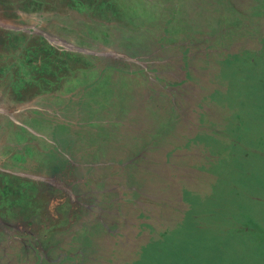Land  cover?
<instances>
[{"label":"trees","instance_id":"trees-1","mask_svg":"<svg viewBox=\"0 0 264 264\" xmlns=\"http://www.w3.org/2000/svg\"><path fill=\"white\" fill-rule=\"evenodd\" d=\"M117 1L119 0H77L72 4V6L85 8L86 10L83 12L86 14L90 8L98 7L101 8L103 13L107 12L108 16H113L112 19L107 18L106 21L110 27L114 25L112 28L116 31V34L118 33L117 35L113 34L108 37L107 34L110 31L104 26L106 21L99 22L91 17V19H87L88 22L96 26L100 25L101 28L99 26L91 27L88 25L86 28L81 26V28H85L86 33L74 31L76 33L73 34L71 31L67 35L55 36L61 44H64V53L53 51L44 54L37 53V55L29 57L32 58V62H35L37 68H44L45 72L34 77L30 70H27L25 64H21L25 67L18 68V77L15 78L16 88L13 87V90L19 95V98L16 97V99L25 101V99L36 98L48 93L50 95L48 101L53 105H46L43 114L32 109H25V107L22 112H5V109L0 111V210L3 209L6 212H10L12 209L15 210L12 212L13 214L9 213L12 215L3 214L0 216V242H4L5 247H10L11 254L10 258H5L2 248H0V264H12L10 262L11 258L19 253H26L23 251H26L27 246L36 244L40 238L45 240L44 243L49 244L57 241L54 246L59 249L58 245L65 240L64 237H66L68 230L63 227L64 221L68 218L70 221L80 219L81 214L75 218L76 214L71 211L74 209L72 208L73 204L66 198L65 188L68 184L66 172L58 166L53 173L47 174L42 167L45 163H51L48 161L51 160L50 158L57 157V151L64 150V153H66L63 156L64 160L69 159L68 152L70 156L80 149L85 152L79 155L84 161L82 169L87 172L91 170L92 175H86L84 182L88 184L82 183V185L85 184L83 185L85 193L76 194L75 196L80 195L87 205L92 200L91 194L103 192L109 195L114 194L108 199L109 206L115 202L113 200L115 197L126 200L136 197L138 201L143 200L144 197L146 200L151 199L148 203L150 215L145 218L135 217L138 224L132 225L138 231L135 233L134 238L143 237L144 230H150L155 237L157 235L162 237V233L167 232V226L171 230L174 223L183 221L187 210L189 214L193 212L192 203L189 204V192L181 191L183 193L178 192L169 195L165 193L166 191H175L181 185L182 190H191L188 184L196 189L199 187L197 191L203 185L209 189H214L217 184L215 182L219 178V174H216L214 167L229 162L232 164L231 166H235L233 165L236 162L235 157L240 155V158H242L249 151L243 150L246 142L240 137L241 132L244 130L238 120L243 118L238 116L237 113L235 115L233 113L232 117L235 118V125L234 128L231 127L229 132L230 129L227 125H225V129L223 128L226 118H220L219 116L216 118L215 114L210 112L208 106L202 105L206 103V97H201L203 98L201 104L192 105L191 112H188L185 118L183 117V122L178 123L184 128L191 118L194 122V132L183 134L182 130L179 129L176 133H172L174 135L172 137H169V133L163 134L162 131L166 129L162 130L153 119L147 120L143 116L142 119H138V122L132 120L135 108H131L129 105L130 102H133L132 97L136 99L134 96H137L138 99H188V95L193 93L200 100L199 97L205 94L204 91L207 88H202V85L198 82V71H201V67L208 68L207 63L215 53L220 58L225 56L224 59L230 56H235V58L254 56L260 59L261 55L264 56V43L262 42L264 40V0H143L148 5L153 4L155 8L145 9V13L143 11H131V14H126L122 6L116 4ZM221 4L225 7H228L229 4L234 6L240 14L229 12L223 18L228 26L237 29L230 35L236 37L229 38L230 27L225 30L226 24L221 23V26H218L219 23L214 21L221 16ZM148 22L151 24H147ZM126 23L128 24L126 27L121 26V24L125 25ZM72 28L75 30L74 27ZM122 31L126 35L121 34ZM115 36H117V41L119 39L123 48L129 49L131 52L134 50L132 57H129L132 60L128 61V58L121 59V66L113 64L109 59L110 55L113 54L110 51L115 47L114 43L116 42L111 39ZM76 37L81 38V41ZM100 41L104 44L102 42L100 44ZM95 42H98L97 46ZM108 42L111 47L105 44ZM25 44L23 42L21 46L23 47ZM64 62H70V64L65 66ZM129 66L131 67L129 68ZM94 67L99 68L100 73L106 72L104 79H107L108 86L111 85L114 89L113 97H110L112 100L99 108V112L111 111V113L104 116L94 114L90 117V124L85 125L84 121L80 124V119L73 111L74 108L80 111L82 103L77 106L72 101L79 99L88 85L79 87L75 91H60L57 87L81 68L88 72L91 79L90 75ZM191 67H194L197 71H192ZM10 68H13V66ZM70 69L74 71L70 72ZM116 72L119 74H116ZM206 74L208 75V73ZM10 75L13 81V74ZM130 75L136 76L139 85L136 87L129 86L128 109L124 107L122 111H118L115 106L118 96L116 93L118 91L117 87L122 79ZM97 77L95 72L91 83ZM50 79L52 82L49 84ZM2 80L6 81L4 77ZM152 82L159 83V87L155 88L154 85L150 84ZM5 83L9 85L6 87L7 91H10L12 82L10 83L7 79ZM32 83L34 86H31ZM189 88H192L191 91L188 90ZM124 89L127 88L122 87V93H124ZM194 89H196V92ZM132 91L134 93L131 95ZM7 93L11 94L10 92ZM52 95L57 97L58 95L64 97L68 95L69 97L53 99ZM59 102L70 105L63 106L62 109V107L56 106ZM7 103L11 105L9 101ZM61 109L62 111H60ZM24 110L26 111L24 112ZM113 110H115L114 114H112ZM120 113L121 115H119ZM170 117L173 118V122L177 123L175 118L178 116L176 113L171 114ZM74 118L77 119V122L74 121ZM214 119L218 120L216 127L212 123ZM167 122L169 123V119ZM50 123H52L51 132L47 128ZM59 128H63L64 133L62 130H58ZM91 128L95 129L96 134L93 135L95 140L93 138L92 146H89L85 142V135L88 134L87 130ZM157 130H162L161 133L164 137ZM184 130L188 131L187 129ZM222 131L224 135L220 134ZM47 133H50V139L47 138ZM218 133L225 140L220 148L216 146L218 140L215 135H218ZM116 134H118L120 142L115 139ZM53 135L56 138H53ZM197 137L203 138L205 142H212L209 145L213 144V146H205ZM187 139L188 141H186ZM70 141L73 144L69 143ZM164 141L168 144L164 145ZM191 141L193 143L197 142V145L192 146ZM38 142L49 148L46 160L37 159L39 153H41L37 147ZM261 142H264V138H261ZM217 148L219 149L217 150ZM117 150L121 152H117ZM252 151L259 153L262 150L252 149ZM64 160L59 162L64 163ZM145 160L147 163L140 165V163L146 162ZM54 161L58 162L54 159L52 163ZM94 163L97 170L92 169ZM3 169L10 171L11 176L18 173L19 175L13 178H18L20 181L26 179V182L33 183L36 189L44 187L45 192L33 193L32 197L28 196L27 200L23 196L25 202L28 201L29 205H18L20 199L18 195L12 198L14 203L9 199L12 202L10 203L8 199H4L1 195V180L4 178L1 171ZM133 176L135 178L131 179ZM149 176L156 179L153 181L141 180ZM180 180L181 183H178L177 181ZM196 180H198L199 186ZM141 181H147V185H150L152 196L134 194L133 190L137 191L142 188L139 183ZM43 182H46V185L39 186V183ZM189 182H195L196 184H190ZM16 183L18 182L16 181ZM91 185L95 186L96 189H91ZM24 188L33 189L28 186H24ZM8 189L12 190L13 188L9 187ZM61 192L65 195H62ZM186 193L189 194L186 195ZM204 193V196L197 193H195V196L210 198V200L215 198L212 196V191ZM198 201L201 200L198 199ZM34 205L37 209L32 212L30 209L34 208ZM63 206L65 208L61 210L64 214L59 210ZM197 208L199 209H195L194 212L200 211L202 213L206 209L201 204ZM26 209H29V212L26 213ZM79 209L81 207L77 208V210ZM86 209L85 207L84 210ZM92 214L94 217L96 216V214ZM83 219L79 222L82 232L74 231V233L81 234L77 240H84L90 236L94 237L98 230H102L99 225ZM53 224L59 226L53 227ZM158 227L162 229L159 234ZM51 236L54 237L50 238ZM154 240L163 241L161 239ZM60 249L69 252L67 248L62 247ZM54 263L53 260L49 262V264ZM56 264L63 263L58 262Z\"/></svg>","mask_w":264,"mask_h":264},{"label":"rangeland","instance_id":"rangeland-1","mask_svg":"<svg viewBox=\"0 0 264 264\" xmlns=\"http://www.w3.org/2000/svg\"><path fill=\"white\" fill-rule=\"evenodd\" d=\"M76 1L77 0H0V111L5 109V112H22L25 107V109H32L43 114L46 105H53L48 101L50 100V95L48 93H44V95L37 96L36 98L25 99V101L16 99V97L19 98V95L13 90V87L16 88L15 78L18 77V68L27 66L26 68L30 70L32 76H38L46 70L40 67L37 68L35 62H32V58L29 57L35 56L37 53L44 54L53 51L64 53V44H61L55 36L67 35V33L71 31L73 34L76 32L86 33V26H96L88 22L87 19H91V17L99 22L106 21L108 20L107 18L112 19L113 17L108 16L109 14L107 12V14L103 13L101 8L98 7L90 8L87 15L83 12L86 10L85 8L72 6ZM132 1L119 0L116 4L118 3L122 6L126 14H131L133 11H143L145 13V9L155 8L153 4L148 5V3L146 4L143 0V2L140 0ZM221 5V16L217 18L218 20L214 21L219 23L218 26H221V23L226 24L227 27L225 30H228L230 26H228L223 19L224 16L228 15L229 12L240 14L236 8L230 4L228 7L223 6V4ZM117 21L119 20L117 19ZM147 24L151 23L148 22ZM127 25V23L125 25L121 24L122 27H126ZM81 26L85 28H81ZM97 26L101 28L100 25ZM104 26L111 32H108V37H111L113 34H118H116V31L112 28L114 25L110 27L106 21ZM72 27H74L75 30H73ZM74 31L76 32L74 33ZM234 31H237V29L235 27H230L229 38L236 37L230 36ZM121 34L126 35L123 31ZM78 40L81 41V38ZM111 40L116 42L114 43L115 47L110 51L113 53L110 55V62L117 66H121V59L124 60V58H128V61L132 60V58L129 57H132L134 50L131 52L129 49L123 48L119 39L117 41V36L112 37ZM62 41L64 42V40ZM97 41L99 42V40ZM23 42L26 44L22 47L21 44ZM98 42H95L96 46ZM101 42L102 41H100V44ZM262 42L264 43V40H262ZM102 44H104V42H102ZM105 44L111 47L109 42ZM217 56V53L213 55L211 60L207 63L208 68L201 67V71H198V82L202 85V88H207L204 91L205 94L200 96L199 99L201 97H206V103L202 105L208 106L210 112L214 113L216 118H218V116L220 118H226L223 128L225 129V125H227L230 129L229 132L231 131V127L234 128L235 125V118L232 117V114L234 113L235 115V113H237L238 116L243 118L238 120V122L242 124L244 130L241 132L240 137L246 142L243 150L249 151L245 153V156H242V158H240V155H238L239 157H235L234 160L236 162L233 163L235 166H231L232 164L229 162L214 167L216 174H219L214 189H209L207 186L204 187L203 185L201 189L197 191L199 184L198 180H196L198 185L197 189L188 184L192 191L182 190L183 187L181 185L177 187L175 191L165 192L169 195L181 191L189 192V204L192 203L193 212L189 214L187 210L185 217H183V221L174 223L171 230L167 226V232H163L162 237L160 235L155 237L150 230H144L143 237L134 238L135 233L138 231L134 229V225H132L138 224V222L135 221V217L141 216L145 218L147 215H150V212H148V203L151 199L146 200L144 197L143 200L138 201L136 197L127 200L115 197V199L113 198L115 202L109 206L108 199L114 194L109 195L103 192L91 194L92 200L87 205L80 196L83 192L85 193L83 189V185L85 184L82 185V183L86 180V175H92L91 170L87 172L82 169V163L84 161L79 155L85 152H82L80 149L76 151L77 153L71 154V156L68 152L67 156L69 159L64 160L63 156L66 154L64 150L57 151V157L54 156L55 158H50L51 160L48 161L52 163L55 159L58 160V162L54 161L52 164L45 163L42 167L47 174L53 173L58 166L66 172V180L68 181L65 188L66 198L73 204L72 208L74 209L71 211L76 214L75 218L81 214L79 217L80 219H78V221L75 219L70 221L68 218L64 221L63 227H66L68 230L66 237H64L65 240L58 245L59 249L54 246V243L57 241L51 243L52 246L47 242L44 243L45 240L40 238L36 244H29L27 246L26 251H23L26 253H19L11 258L10 262H12V264H49L51 260L55 262L54 264L58 262L63 264H264V142H261V138H264V56L261 55L260 59L254 56H249L248 58L246 56L241 58L236 57L238 61L235 56L226 57L225 59V56L221 58ZM64 63L65 66L70 64V62ZM21 64H25V66ZM11 66H13V68H10ZM130 67L131 66H129V68ZM195 68L191 67V70L197 71ZM73 71V69H70V72ZM100 71L99 68L94 67L90 79L88 72H85V70L81 68L78 72L62 81L57 87L60 91H75L79 87L88 85L80 95V98L72 101V103L77 106L82 103L80 111L77 108L73 109L74 114L80 119V124L84 121L85 125H89L91 120L90 117L94 114H98L97 116H104L105 114L108 115L111 113V111L99 112V108L102 107L103 104L112 100L110 97L112 98L114 93L112 86H108L107 79H104L106 72L100 73ZM95 72L98 77L91 83ZM11 73L14 77L13 81L10 75ZM206 73H208V75ZM116 74L119 73L116 72ZM3 77L6 81L8 79L10 83L12 82L10 91H7L6 87L9 85L5 83L6 81L4 82L2 80ZM135 77V75H130L122 79L120 85L117 87L118 91L116 93L118 96L115 106L118 108V111H122L124 107L128 109L129 86L136 87L139 85ZM51 82L52 80L50 79L49 84ZM150 84L154 85L155 88L159 87V83L152 82ZM31 86H34V84L32 83ZM122 87L127 88L124 89V93H122ZM191 89L192 88H189L188 90L191 91ZM194 90L196 92V89ZM132 93H134V91L131 92V95ZM52 97L53 99H62L64 96L58 95L57 97L52 95ZM65 97L68 98L69 96L65 95ZM134 97H136V99L132 97L133 102H130L129 106L135 108L132 116V120L135 122H138V119H142L143 116L147 120L153 119L162 130L166 129L165 131L157 130V132L159 134L169 133V137L174 136L172 133H176L179 129L182 130L183 134L194 132V122L191 118L184 128L178 123L183 122L185 115L191 112L190 110L193 109V106L201 104L203 98L198 100L197 96L193 93L188 95V99H138L137 96ZM8 101L11 105L7 103ZM61 104L62 102H59L56 106L62 107L63 109V106L66 107L70 105H67V103ZM62 109L60 111H62ZM25 111L26 110H24V112ZM114 112L115 110H113L112 114H114ZM82 113H84L83 117ZM173 113H176L178 116L175 118L177 123L173 122V118L170 117ZM119 115H121V113ZM168 119L169 123L167 122ZM216 120L217 119H214L212 122L214 127L217 126L218 120ZM74 121L77 122V119L74 118ZM221 122L223 121L221 120ZM47 128L48 131L51 132L52 123L47 125ZM58 130H62L64 133L63 128H59ZM87 131L88 134L85 135V142L89 146H92L93 135L96 134V131L93 128ZM49 134L50 133L46 134L48 139L51 138ZM220 134L224 135V132L222 131ZM220 134L218 133V135H215L218 140L216 146H219V148L222 147V143L225 141L219 136ZM52 137L56 138L55 135ZM114 137L119 141L118 134ZM193 139L195 140V138ZM197 139L202 141L205 146L212 143L205 142L201 137H197ZM71 141L69 143H72ZM186 141H188V139ZM197 142H192V146H194V144L197 145ZM166 144H168V142L164 141V145ZM209 146H213V144ZM37 147L41 152L37 159H41L42 161L46 160L49 154L47 153L49 149L48 146L38 142ZM219 148H217V150ZM252 149L262 150L263 152L257 153L252 151ZM117 152L121 151L117 150ZM78 156L79 160L77 159ZM63 160L64 163L59 162ZM145 163H147V161L140 163V165ZM148 164L154 165L152 163ZM92 169L97 170L95 163ZM10 174L11 172L5 169L1 171V175L4 176L1 180V195L4 199H11L14 203L12 198L18 195L20 197L18 205H27L28 201L25 202V198L27 200L29 198L28 196L32 197L33 193L45 192L44 187H42L43 189H36L33 183H27L26 179H21L20 181L18 178H13L19 175L18 173H14L16 174L14 176ZM134 178V176L131 177V179ZM147 179L153 181L156 178L149 176L141 180ZM166 179L169 180L168 178ZM16 181L18 183H16ZM177 182L181 183V180ZM139 183L142 188L137 191L133 190L134 194L139 193L152 196V190L149 188L150 185H147V181H141ZM189 183L196 184L195 182ZM39 184V186H45L46 182ZM185 184L187 185V183ZM24 186L32 187L33 189H25ZM9 187L13 189L9 190ZM210 187L212 188L213 186ZM78 188L81 190L79 191ZM90 188L93 190L96 189V187L92 185ZM211 191L213 192L212 196L215 197L213 200L211 199L212 201L210 198L195 196V193L204 196V192ZM189 193H186V195ZM61 194L65 195V193L62 192ZM76 194L80 195L76 197ZM23 196H25V198H23ZM198 199L201 201H198ZM11 200H9L10 203H12ZM113 200L111 201L113 202ZM200 204L206 208L204 209L205 211L202 213H200V211L194 212L195 209H199L197 207H199ZM34 206L35 207L30 209V211L33 212L37 209L36 205ZM78 207H81V209L77 210ZM85 207L87 208L86 210H84ZM62 208L65 207H61L59 209L60 212ZM14 211V209L10 210L11 213ZM10 212H6L2 209L0 210V216L3 214H7L8 216L12 215L13 213L9 214ZM27 212H29V209H26V213ZM92 213L96 214L97 217H94ZM82 218L87 219L93 224L99 225L102 230H98L94 237H89L90 239L77 240L81 235L78 234L79 231L82 232L81 225H79ZM59 225L53 224V227ZM158 230V234L161 233L162 229L158 227ZM74 231L78 233H74ZM53 237L54 236H51L50 238ZM154 239H161L163 241L158 242ZM62 247L69 249V252L67 253L64 249H60ZM0 248H2L5 258L11 257L9 246L5 247V243L0 242Z\"/></svg>","mask_w":264,"mask_h":264}]
</instances>
